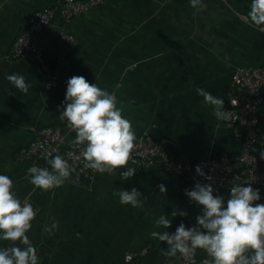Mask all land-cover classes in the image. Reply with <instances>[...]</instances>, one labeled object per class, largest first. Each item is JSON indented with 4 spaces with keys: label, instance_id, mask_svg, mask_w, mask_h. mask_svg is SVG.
<instances>
[{
    "label": "crops",
    "instance_id": "0c3cea01",
    "mask_svg": "<svg viewBox=\"0 0 264 264\" xmlns=\"http://www.w3.org/2000/svg\"><path fill=\"white\" fill-rule=\"evenodd\" d=\"M59 2L0 0V172L11 176L22 200L39 208L28 233L38 264H172L179 253L161 255L166 242L151 236L163 230L155 228L154 220L162 214L172 219L169 232L181 220L194 225L200 209L184 189L199 180L152 166L121 181V168L99 172L90 181L72 172L61 187L42 191L28 182L27 169L34 162L20 151L44 127H61L68 142L74 139L75 131L59 118L58 105L66 79L83 75L116 92L136 138L167 141L177 159L217 157L232 145L235 128L217 118L196 89L223 98L224 112L237 68L264 67V30L247 22L251 0H204L203 9L191 7L189 0H105L68 23L54 20L32 36L31 43L44 50L58 74V84L49 90L43 65L33 55L15 58L12 50L30 16ZM5 73L22 74L31 85L28 93L14 88ZM259 114L262 123L264 110ZM161 184L166 191L159 190ZM132 187L143 194L141 199L147 197L142 208L122 205L113 195ZM214 194L227 197L229 190ZM177 209L189 215L172 217ZM53 220L57 229L45 232ZM135 252L138 258L128 262L127 255ZM205 257L198 249L197 264Z\"/></svg>",
    "mask_w": 264,
    "mask_h": 264
},
{
    "label": "clouds",
    "instance_id": "9594fccd",
    "mask_svg": "<svg viewBox=\"0 0 264 264\" xmlns=\"http://www.w3.org/2000/svg\"><path fill=\"white\" fill-rule=\"evenodd\" d=\"M189 4L193 8L206 7L204 0H189ZM247 22L264 30V0H251ZM5 79L25 94L31 87L20 73H5ZM65 83V96L58 105V114L76 133L70 142L83 146L76 159L82 158L86 168L101 174H112L122 168L121 181L132 178L136 168L129 166V161L136 148V132L132 121L123 115V102L118 101L116 92L102 88L97 81L89 82L83 75H72ZM196 92L203 97L204 104L213 106L217 118L223 116V98L201 87ZM260 157L264 159V151ZM43 158L47 166L34 163L27 169L28 182L34 189L59 188L72 177L73 169L62 155L46 151ZM195 171L211 179L199 164ZM78 179L77 175L75 182ZM159 190L166 191L165 185L161 184ZM184 194L200 209L196 223L187 226L181 220L175 231L169 232L165 229L171 227L172 219L163 214L156 218L155 228L163 230H153L151 236L166 242V247L160 250L162 256L176 257L179 253L196 264V250L202 249L206 257L201 264H264V203H254L261 200L259 188L247 182L233 183L225 197L214 194L211 183L196 181L191 189H184ZM113 195H118L120 204L133 208H142L147 199H141L143 194L136 187L123 188ZM38 212V207L18 196L11 176L0 172V242H11L0 244V264H38L37 249L28 234ZM170 214L172 217L189 215L181 209ZM57 227L58 222L53 220L44 231L51 234Z\"/></svg>",
    "mask_w": 264,
    "mask_h": 264
},
{
    "label": "built area",
    "instance_id": "2783aa9c",
    "mask_svg": "<svg viewBox=\"0 0 264 264\" xmlns=\"http://www.w3.org/2000/svg\"><path fill=\"white\" fill-rule=\"evenodd\" d=\"M104 2L105 0H60L55 6L35 12L30 16L27 28L16 38L13 44V56L24 58L33 55L44 67L47 89H53L58 84V74L47 64L44 50L31 43L32 36L54 20L68 23L80 13L96 8ZM261 103H264V67L237 68L233 75L230 100L222 117L227 124L235 128V133L243 138L242 153L230 154L224 151L217 157L199 161L176 159L170 155L167 141L157 140L151 135H143L136 138V148L129 166L136 168V172H142L152 166H160L173 177L191 176L203 183H211L214 191L221 188L230 190L233 183H251L254 188L260 189L261 202L264 203V159L260 157V152L264 149H259L261 146L264 148V132L260 130V121L256 116L258 105ZM82 150V145L67 141L66 130L63 128L44 127L37 131L36 138L21 149L20 156L34 163L46 164L43 158L46 151L53 155L59 154L68 161L73 172L86 180H92L99 172L86 168L82 158L76 159ZM197 164L207 176L211 177L210 180L196 173ZM119 170L121 168H117L113 173ZM147 251L148 249H144L141 254H146ZM138 256L139 253L136 252L128 254L127 261L131 262ZM172 264H191V260L179 254V258Z\"/></svg>",
    "mask_w": 264,
    "mask_h": 264
},
{
    "label": "trees",
    "instance_id": "16d2710c",
    "mask_svg": "<svg viewBox=\"0 0 264 264\" xmlns=\"http://www.w3.org/2000/svg\"><path fill=\"white\" fill-rule=\"evenodd\" d=\"M47 64L50 66V68L52 70H55L53 67H51V66H54L53 62L51 63V59H50V64L51 65L49 63H47ZM261 110H264V103L263 104L261 103V104L258 105V112H257L256 116H258V117L260 116L259 112ZM261 117H262V123H260V126H261L260 130L262 132H264V115H262ZM233 139H234V141H233L232 145H230L229 148L227 149V152H229L230 154H240V153H242V151H243V138L239 137L235 132H233ZM259 149L263 150L264 148L260 147ZM168 151H169L171 156H173V157L175 156L176 157V155L174 153V150L170 146L169 143H168ZM177 158H179V157H177ZM86 181H90V180H86Z\"/></svg>",
    "mask_w": 264,
    "mask_h": 264
}]
</instances>
